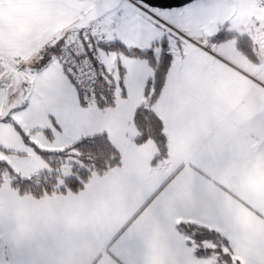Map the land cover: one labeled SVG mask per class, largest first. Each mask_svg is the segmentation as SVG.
Here are the masks:
<instances>
[{
	"label": "crops",
	"instance_id": "obj_1",
	"mask_svg": "<svg viewBox=\"0 0 264 264\" xmlns=\"http://www.w3.org/2000/svg\"><path fill=\"white\" fill-rule=\"evenodd\" d=\"M75 1L0 0V135L10 122L29 143L25 177L49 169L38 149L63 150L96 134L109 136L121 162L73 193L37 198L4 181L0 264H218L197 254L180 222L219 232L238 264H264V9L233 29V21H204L187 32L154 20L166 9L124 0L104 17L116 25L103 34L99 69L115 103L100 107L81 102L59 60V41L84 14ZM221 28L247 36L254 58L235 36L212 41ZM166 37L174 62L154 104L168 142L158 157L154 140L136 141L134 122L153 70L145 57L109 45L159 52Z\"/></svg>",
	"mask_w": 264,
	"mask_h": 264
},
{
	"label": "trees",
	"instance_id": "obj_2",
	"mask_svg": "<svg viewBox=\"0 0 264 264\" xmlns=\"http://www.w3.org/2000/svg\"><path fill=\"white\" fill-rule=\"evenodd\" d=\"M233 36L237 37L239 48L247 56L254 58L255 52L251 41L245 35L221 28L211 40L221 41ZM172 41L173 38L166 37L158 43L159 52L156 49L146 51L131 49L120 42L109 45L114 50L145 57L153 70L146 86L145 100L137 108L134 122L139 130L136 141L142 143L154 140L159 148L158 157L167 154L168 142L163 120L155 110L154 104L162 93L174 62ZM60 44L61 40L58 45ZM98 97L97 105L100 107H108L115 103L114 85L101 74L98 81ZM38 151L48 162L49 169L25 177L18 174L8 162L0 160V185L4 182V176L8 174L12 177L11 187L21 195L42 198L73 193L85 187L94 174L104 173L121 162L119 149L104 133L85 136L63 150L38 149ZM177 227L186 235L188 243L195 248L198 255L212 256L218 264H238L229 251L228 240L219 232L191 222H180ZM207 242L213 245L208 246Z\"/></svg>",
	"mask_w": 264,
	"mask_h": 264
},
{
	"label": "rangeland",
	"instance_id": "obj_3",
	"mask_svg": "<svg viewBox=\"0 0 264 264\" xmlns=\"http://www.w3.org/2000/svg\"><path fill=\"white\" fill-rule=\"evenodd\" d=\"M99 1L100 0H76V3H74V5L76 6V8L83 6V13H85L93 8ZM262 1L264 0H193L182 6L165 8L166 10H161L162 13L159 17L160 20L156 18L154 20L157 23L164 21L165 23H160L164 27L167 26L166 23H174L182 27L184 26V30H186L187 32H191L201 23H204V21H209V24L211 26H214L221 21H233L232 25H228L229 29H233L237 21H254L255 19H257V17L259 16V11L261 9H264ZM150 8L156 12L159 11L158 8ZM170 32L174 35H177L176 38H178V36H181L178 31L172 28H170ZM202 34L207 36L208 33L207 31H204L202 32ZM112 55H114L115 57V54ZM112 70L117 81L118 92L120 91L119 68L117 65L113 64ZM1 74L2 70L0 69V75ZM16 92L18 93V97L22 98V89ZM18 117L19 115L15 116L14 120L22 126L21 116L20 119ZM7 127V131L0 135V144L4 145L7 148H11L13 151H5L4 149L0 148V159L8 161V163L14 168V170L22 176L23 172H25L23 171V165L26 162H34L31 161L28 150L27 154L22 153V150H25L29 147V143L23 139L22 133L19 131L16 125L8 122ZM37 159H40V161L44 163L43 165L49 168L48 163L43 158ZM4 181L5 183H11L12 177L6 174L4 176Z\"/></svg>",
	"mask_w": 264,
	"mask_h": 264
},
{
	"label": "built area",
	"instance_id": "obj_4",
	"mask_svg": "<svg viewBox=\"0 0 264 264\" xmlns=\"http://www.w3.org/2000/svg\"><path fill=\"white\" fill-rule=\"evenodd\" d=\"M115 25L116 22L109 25L102 18L85 28L69 29L62 37L59 60L66 74L75 81L79 97L86 105L98 103L99 45L104 32ZM206 47L211 48L212 43L208 42Z\"/></svg>",
	"mask_w": 264,
	"mask_h": 264
},
{
	"label": "water",
	"instance_id": "obj_5",
	"mask_svg": "<svg viewBox=\"0 0 264 264\" xmlns=\"http://www.w3.org/2000/svg\"><path fill=\"white\" fill-rule=\"evenodd\" d=\"M154 8H172L182 6L193 0H136ZM124 0H100L93 8L82 14L71 26L72 28H85L92 21L99 20L108 13L118 9Z\"/></svg>",
	"mask_w": 264,
	"mask_h": 264
}]
</instances>
